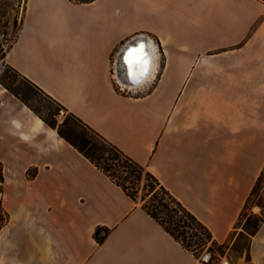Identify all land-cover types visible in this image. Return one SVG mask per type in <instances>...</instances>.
<instances>
[{
    "label": "crops",
    "instance_id": "obj_1",
    "mask_svg": "<svg viewBox=\"0 0 264 264\" xmlns=\"http://www.w3.org/2000/svg\"><path fill=\"white\" fill-rule=\"evenodd\" d=\"M134 39L162 69L126 94ZM4 60L229 240L264 167L263 0H24ZM0 164V264H210L2 84ZM249 251L264 264V222Z\"/></svg>",
    "mask_w": 264,
    "mask_h": 264
},
{
    "label": "trees",
    "instance_id": "obj_2",
    "mask_svg": "<svg viewBox=\"0 0 264 264\" xmlns=\"http://www.w3.org/2000/svg\"><path fill=\"white\" fill-rule=\"evenodd\" d=\"M264 1V0H263ZM2 56L3 69H0V84L20 99L47 125L55 128L58 134L106 174L116 185L135 201H141L142 208L156 220L183 248L201 257L202 252L211 253L210 264H221L220 259L232 236L241 226L239 238L248 240V264L252 236L264 222V167L246 200L236 223V229L229 240L219 243L211 230L179 199L160 183L146 167L127 155L117 145L108 140L76 114L45 92L27 76L9 65ZM38 98V100L36 99ZM37 103V104H36ZM46 104V105H45ZM47 109V111L44 110ZM63 112L64 118L58 122L56 114ZM0 164V181H3ZM262 191L261 194L259 192ZM259 194V195H258ZM258 196L252 203V198ZM254 207L259 210L255 212ZM9 215L0 204V228L8 221ZM107 234V228H97L95 237L102 240L100 230Z\"/></svg>",
    "mask_w": 264,
    "mask_h": 264
},
{
    "label": "rangeland",
    "instance_id": "obj_3",
    "mask_svg": "<svg viewBox=\"0 0 264 264\" xmlns=\"http://www.w3.org/2000/svg\"><path fill=\"white\" fill-rule=\"evenodd\" d=\"M23 5L24 0H0V69H3L2 56L11 41L14 39L19 27ZM36 99L38 100V98ZM44 110L47 111L46 108H44ZM55 118L60 122L64 118L63 112L56 114ZM261 193L262 191L259 192V194ZM257 198L258 196L253 197L252 203L256 201ZM241 231H243V228L240 226L232 236V240L225 248L224 254L221 257V264H225L226 261H228V264H235L238 260L242 261L243 264L249 263L247 257L248 240L239 238L236 245H234V241L237 239L239 236L238 233ZM205 252L206 249L202 252L201 256H203Z\"/></svg>",
    "mask_w": 264,
    "mask_h": 264
},
{
    "label": "built area",
    "instance_id": "obj_4",
    "mask_svg": "<svg viewBox=\"0 0 264 264\" xmlns=\"http://www.w3.org/2000/svg\"><path fill=\"white\" fill-rule=\"evenodd\" d=\"M75 2L81 1V0H72ZM140 39H134L132 41H130L128 44L124 45V47L120 50L119 54H118V58L116 59V68H114L113 70V79L115 81V83L117 84L118 90H120L121 92H124L126 94H133V93H137V91H134V87L139 86L140 84H142V82L140 84L137 85H133V84H123L119 78V71H118V65L120 64L121 60H124L125 54L127 53V50L129 48H133L135 47V45L137 44V41ZM145 41L146 44L149 43L148 39H142ZM156 53H157V60H158V66H157V72L155 77H157V75L160 73L161 69H162V52L160 51V49L158 47H156ZM202 259L204 261H210L211 260V253L206 251L203 256ZM222 263V261H221Z\"/></svg>",
    "mask_w": 264,
    "mask_h": 264
},
{
    "label": "snow or ice",
    "instance_id": "obj_5",
    "mask_svg": "<svg viewBox=\"0 0 264 264\" xmlns=\"http://www.w3.org/2000/svg\"><path fill=\"white\" fill-rule=\"evenodd\" d=\"M124 60L129 68L139 65H146L147 53L144 51V46L137 45L133 48H129L125 54Z\"/></svg>",
    "mask_w": 264,
    "mask_h": 264
},
{
    "label": "bare ground",
    "instance_id": "obj_6",
    "mask_svg": "<svg viewBox=\"0 0 264 264\" xmlns=\"http://www.w3.org/2000/svg\"><path fill=\"white\" fill-rule=\"evenodd\" d=\"M147 48L149 51V58L147 60L146 67L143 68L144 76L141 79H139L137 82H140V81L144 82L149 77L154 76L155 73L157 72L158 60H157L156 48L153 47L152 44H149ZM147 68H149L148 71H147ZM129 69H130L129 71L133 74V67ZM225 264H228V261H226Z\"/></svg>",
    "mask_w": 264,
    "mask_h": 264
},
{
    "label": "water",
    "instance_id": "obj_7",
    "mask_svg": "<svg viewBox=\"0 0 264 264\" xmlns=\"http://www.w3.org/2000/svg\"><path fill=\"white\" fill-rule=\"evenodd\" d=\"M149 70V68H147V71ZM144 75L142 74V76H139V77H137L138 79H141V77H143ZM141 83V81L140 82H131V84H133V85H137V84H140Z\"/></svg>",
    "mask_w": 264,
    "mask_h": 264
}]
</instances>
